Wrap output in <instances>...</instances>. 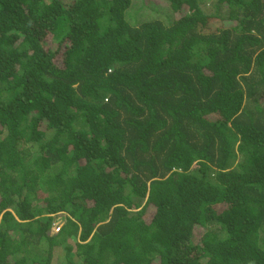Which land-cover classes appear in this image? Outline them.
<instances>
[{
	"label": "trees",
	"instance_id": "16d2710c",
	"mask_svg": "<svg viewBox=\"0 0 264 264\" xmlns=\"http://www.w3.org/2000/svg\"><path fill=\"white\" fill-rule=\"evenodd\" d=\"M0 264H264V0H0Z\"/></svg>",
	"mask_w": 264,
	"mask_h": 264
},
{
	"label": "rangeland",
	"instance_id": "374dc122",
	"mask_svg": "<svg viewBox=\"0 0 264 264\" xmlns=\"http://www.w3.org/2000/svg\"><path fill=\"white\" fill-rule=\"evenodd\" d=\"M154 211V207L149 205L147 206L146 210H145V213L143 215V218L146 219V220H149V218L151 217L152 213ZM59 219H57L58 221ZM192 232H193V241L194 242H197L199 241V237L201 235V228L199 226H194V228L192 229Z\"/></svg>",
	"mask_w": 264,
	"mask_h": 264
}]
</instances>
